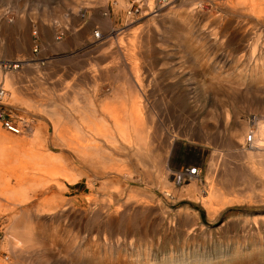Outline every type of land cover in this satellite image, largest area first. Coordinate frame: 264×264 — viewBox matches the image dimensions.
Listing matches in <instances>:
<instances>
[{
  "label": "bare ground",
  "instance_id": "6f19581e",
  "mask_svg": "<svg viewBox=\"0 0 264 264\" xmlns=\"http://www.w3.org/2000/svg\"><path fill=\"white\" fill-rule=\"evenodd\" d=\"M80 1L68 17L32 15L28 29L51 36L54 48L98 52L87 56L73 90L61 80L47 87L55 67L26 71L25 56H16L18 73L0 66V99L53 130L49 135L43 123L31 129L22 119L17 138L0 130V221L8 222L0 251L10 253L8 264H36L45 235L67 255L64 263L47 256L50 264H112L122 248L137 252L123 264H179L171 255L157 260L145 244L142 253L139 244H118V237L154 231L158 246L178 235L212 242L190 207L168 210L180 202L200 208L210 224L228 209L256 212L235 227L222 224L237 233L212 248L218 257L262 261L264 120L252 128L239 115L264 116V0ZM109 2L116 3L110 15ZM7 14L0 11V18ZM7 22L5 34L13 24ZM22 81L23 91L43 98L25 99L17 88ZM74 191L82 195L66 196Z\"/></svg>",
  "mask_w": 264,
  "mask_h": 264
},
{
  "label": "rangeland",
  "instance_id": "374dc122",
  "mask_svg": "<svg viewBox=\"0 0 264 264\" xmlns=\"http://www.w3.org/2000/svg\"><path fill=\"white\" fill-rule=\"evenodd\" d=\"M9 1H12L11 5L9 4L10 3ZM101 1L104 2L106 0H92L93 3L94 2L99 3ZM165 1H168V0H165ZM178 1H180V0H177V1L175 0V2H178ZM17 2H20L22 4L21 10H17L15 8V6H13L14 3L16 4ZM79 2H81V1L80 0H0V11H7L8 14L5 17L6 20L10 21V22L13 21V24L12 25L10 24V26H8L9 27V29L7 31L8 34L7 33L5 34L4 33L5 25L8 24V22L5 19L0 18V66L3 67L4 72L5 73H18L23 69L22 63L18 62L17 61L18 58H16V56L19 55L22 57L25 56L26 58L31 60L30 63L29 62L27 63L28 67H26L27 68L26 71L29 70L30 69L29 66H31L32 68L33 67H39V69H41V71L43 73H45V71H43V70H46L49 66H54L58 72L59 71L61 72V69L58 65H61V66L70 65L68 67L63 68V70H62L63 73L60 74L62 76H60V75L57 76L58 72L56 71V74L52 77V81H55L54 85L58 84L59 80H61L64 83H67V82H65V78L68 75V73L67 72L65 73V70L70 71V70H72V68H75V70H72L73 72L70 71V73H73V76L78 78V75H79L78 72H80V69L83 66H85V67L87 66V62L85 61L87 56L89 54H91V55L94 54L93 55L94 57L98 55V52L95 51L94 48L85 49L80 45L72 46L71 49L54 48V46L50 45L51 44L50 42H52V40H50V39H52L51 36H49L48 34H35L33 32L30 33L28 29L31 25L29 22L30 21L29 18L31 19L32 15L35 16L37 18V20L39 17H41V15H43L44 12H50L51 14H57L56 16H60V17H64V16L68 17V16L73 14L74 9H77L76 7L79 5ZM104 6H105V8H104L105 11L107 12V14L110 15V14H113V8L116 6V3L109 2V3H106ZM208 6H206V9L208 10V11L207 10L206 11L209 12L211 15H216L215 10L211 6H209V7ZM98 8H103V7H98ZM24 11H26L27 14L23 16L22 12H24ZM23 25L25 26V28L22 27ZM135 26L137 27V25H135ZM125 33H130V29H125ZM59 34L60 33H58V35H57L58 38L60 37ZM60 38H62V37H60ZM234 38L237 39L236 37H234ZM227 41L232 44V42H234L233 37L228 38ZM8 45H9L10 49H12L10 51L9 55H7L8 51H5L7 49ZM29 46H31L33 49V53H32L33 58H31V56H30ZM100 53H101V51H100ZM242 64H245V63L243 62ZM244 69L245 68L243 66L240 67V70L243 72H244ZM55 76H57V77H55ZM42 77L45 78L44 75ZM59 78H61V79H59ZM241 78L251 79V76L245 75ZM75 80H77V79H75ZM75 80H74V83L76 82ZM23 81L20 82V84L23 85V83H24ZM45 81H47V80H45ZM86 89H87V87H86ZM89 90H90V87L88 88V91ZM0 91L3 92L2 86H0ZM109 91H110V88L105 89V92L108 93L107 96H109V94H110ZM3 102L4 101L0 99V104L2 103L3 106H6L9 109H10V107H13V106H10L9 103H5V102L3 103ZM252 112H254V111H250L247 113H246V111L241 112L239 115V118L240 119L246 118V120H248V122H250V125H252V128H254L255 124H257L259 122V120L260 121L264 120V116H261L258 113L254 114L255 112L254 113H252ZM245 115H247V117ZM6 118L10 119L11 121H14L8 115V113H6ZM19 119L29 121L30 118L23 116ZM43 124H45V123H43ZM47 124H48V127L50 129L51 125L48 122H47ZM29 126H30V124H29ZM48 127H47V129H48ZM0 130L3 133H7L8 135H10L12 137L17 138V136H15L14 134H11L10 132L3 129V127L1 126V123H0ZM51 131H52L51 132V134H52L53 133L52 128H51ZM22 136H24V135L21 134L20 137H22ZM137 186L142 187L140 184H138ZM77 195H82V194L79 192H75V191L72 192L71 194H68V195L66 194V196H68L70 198H74ZM186 207H188V208L190 207L189 210H191V211H189V212H191V213L195 212V213L199 214L198 215L199 219H200L199 222H200V224H203L204 229H205L204 231L205 232L207 231L206 236L208 235V233L211 234L212 235V242H214V243L218 240H222L227 235H230V233H232V232H234V234L233 233L231 234L233 236L237 233V230L236 231H231L230 229L221 230L222 224L229 223L231 225H234L233 227H235V225L239 224V222H241L243 219L250 218L254 214L255 215L257 214L256 212L254 213L251 210H247V209H243V208H241V209H228L227 211H225L220 216V218L217 220V223L215 222L214 224H210L208 222L206 214L200 208H198L197 206H194L190 203L180 202V203L171 204V206L168 207V210L170 212H172V214H175L179 209L185 210L184 208H186ZM240 217H242V218H240ZM239 218L241 220H239ZM230 220H232V221H230ZM236 221H238V222H236ZM7 225H8V222L0 221V246L3 245L6 241V237H5L6 235L4 232H5V228L7 227ZM59 229H61V228H57L56 230H59ZM48 230L49 229H46V231H48ZM227 231H229V232H227ZM150 233L148 234V236H150V238L148 236L146 238H139L136 236H134V237L133 236H127V237H125L126 239L122 236H121L122 239H121V237H118V239L120 241V243L118 242V244H123V245L126 244L127 245L130 242H132L135 245L139 244V246L141 245L140 246L141 248L138 246L139 250H140L139 253H142L145 250L144 246L146 245V247L150 250L151 255H157V257H155L157 260H162L163 258H165L166 261H168V258L171 255L175 259L178 258L177 262L181 263L182 260L184 259L187 261L188 264H198L199 257L197 255L201 254L202 247H203L207 250V252L204 251V254H206V255L204 256V259H199V261H200L199 264H201L202 261L204 262V264H219V263L220 264H258V262H261V263L263 262L262 264H264V259H262V261L259 259L258 260L256 259V261H255L254 258H250V260H249V257L232 258V257L215 256V255H213V248H212L213 243L209 242V239L203 238V237H197L194 240L189 239L190 241L189 240L184 241V238L182 237V235H178L177 238L174 237L172 239L159 241V246H158V237H157L158 233L154 232V231H152L153 235H152V233L151 234ZM180 236H181V238H180ZM45 238H46L45 240L47 242L45 249H41L37 253H35L34 258L38 257L36 264H50V263H47V261H46L47 256H56L58 258L57 260L62 261L64 263L65 257L67 256L66 252L62 251V248H59V247L55 248V247L51 246L49 243L50 242L49 241V235H45ZM150 239H152V240H150ZM94 241H96V239ZM115 241H116V237H114V239H113V242H115ZM136 253H137L136 251L129 252V251H126L124 248H122V250H120V253L118 254L119 257L121 258V260H119L120 262L118 260L116 262H115V260H113L112 264H117V263L123 264L122 263L123 261L136 260V258H137ZM9 255H10V253H8V255H6L5 252L0 251V260L1 261L4 260L3 264H8L9 257H7V256H9ZM43 256H45V258H42ZM133 256H135L136 258ZM195 261H197V262H195Z\"/></svg>",
  "mask_w": 264,
  "mask_h": 264
},
{
  "label": "crops",
  "instance_id": "0c3cea01",
  "mask_svg": "<svg viewBox=\"0 0 264 264\" xmlns=\"http://www.w3.org/2000/svg\"><path fill=\"white\" fill-rule=\"evenodd\" d=\"M59 67H60V69H61V72L59 71L58 73H57V76L58 75H60V74H62L63 73V68H65V67H68V66H70V65H68V66H61V65H58ZM71 68V67H70ZM67 69V68H66ZM72 70H75V68H72ZM69 70H65V73L67 72L68 73V75L66 76V78H65V82H67V83H69V85L71 86V90H73V88H74V81H72V80H74L76 77L75 76H73V73H70V71L68 72ZM73 72V71H72ZM57 76H55V77H57ZM54 83H55V81H52V78H51V80H47L46 81V86L47 87H50V86H54ZM18 87V89L20 90L19 91V93H21V91H22V93L25 95V97H27V98H25V97H23V98H25V99H33L34 97H35V100H40L41 98H43L42 97V94H38V93H35L34 92V94H32V96H31V93H33V92H31L30 91V93L29 92H25V91H23L22 90V87H23V85L22 84H18L17 85ZM59 92L60 91H58V94H59ZM27 93V94H26ZM23 94H21V96L23 95ZM30 94V95H29ZM60 94H62V93H60ZM75 93L74 92H71V93H69L68 94V97L69 98H73V97H71L72 95H74ZM23 95V96H24ZM29 95V96H28ZM39 95V96H38ZM70 95V96H69ZM37 98V99H36ZM0 107H2V108H4L6 111H7V113H8V115L14 120V121H18V120H20L19 118H21V117H23V116H26L27 118H30L29 119V124H30V128L31 129H36V128H38V125L40 124V123H45L46 125H47V127H48V124H47V122L45 121V119L44 118H40V116H37L36 114H34V113H31V112H28L26 109L24 110L23 109V107H18V108H16V107H10V109L9 108H7L6 106H3L2 105V103L0 104ZM37 126V127H36ZM51 128L49 129V127H48V134L50 135L51 134ZM18 137H20V135H18ZM50 139H48V141H49Z\"/></svg>",
  "mask_w": 264,
  "mask_h": 264
},
{
  "label": "built area",
  "instance_id": "2783aa9c",
  "mask_svg": "<svg viewBox=\"0 0 264 264\" xmlns=\"http://www.w3.org/2000/svg\"><path fill=\"white\" fill-rule=\"evenodd\" d=\"M0 95H1V92H0ZM6 113L7 112L4 110V108L0 107V123H1V126L6 131L17 135L20 129H17V127H16L17 123H15V121H11L10 119L6 118Z\"/></svg>",
  "mask_w": 264,
  "mask_h": 264
}]
</instances>
